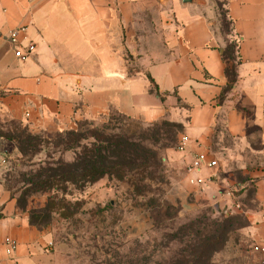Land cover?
I'll return each instance as SVG.
<instances>
[{"label": "crops", "instance_id": "obj_1", "mask_svg": "<svg viewBox=\"0 0 264 264\" xmlns=\"http://www.w3.org/2000/svg\"><path fill=\"white\" fill-rule=\"evenodd\" d=\"M221 6L241 59L237 83L223 100L222 53L232 38L218 32ZM19 28L21 45L36 48L21 60L0 40V116L49 139L111 113L183 124L185 147L169 149L166 160L172 185L164 201L174 208L194 209L192 194L216 187L229 165L264 163V0H0V36ZM129 54L141 68L134 76ZM145 106L156 119L146 118ZM8 143L0 146L14 149ZM206 151L220 168L189 173ZM253 176L256 206L243 232L264 247V167ZM110 190L107 179L93 186L96 194ZM12 200L0 180V264H71ZM7 240L16 242L15 251Z\"/></svg>", "mask_w": 264, "mask_h": 264}, {"label": "trees", "instance_id": "obj_2", "mask_svg": "<svg viewBox=\"0 0 264 264\" xmlns=\"http://www.w3.org/2000/svg\"><path fill=\"white\" fill-rule=\"evenodd\" d=\"M225 18L221 33L232 39L222 53L228 85L221 94V100L234 89L241 64L240 40L233 36L227 14ZM115 115L123 116L111 113L102 117L100 120L104 123L97 127L90 120H84L76 129L60 132L51 139L32 131L28 125L8 119L11 129L7 133L0 132V138L15 145L18 160L27 169L7 180L5 189L12 199H15L13 191H18L26 206L33 197L49 196L38 216H35L36 211L30 214L31 225L45 230L43 225L52 219L56 209L71 210L72 203L67 201L68 197H74L104 179L109 184L113 181L127 184L140 197L153 192L156 197L149 201L151 208L161 202L172 185L171 182L168 189H164L165 177L162 174L169 172V179H172V172L166 169L167 161L160 151L173 148L176 143L171 136L174 133L178 138L185 126L169 122L166 118L147 123L126 116H123L125 123L113 124ZM74 206L81 208L79 202ZM21 212L26 213V210L21 208ZM242 220L232 216L212 219L206 214L190 220L168 237L169 242L183 247L165 264H218L216 258L228 246L230 235L250 225V222H244L248 221L247 218ZM255 257L260 264L259 258Z\"/></svg>", "mask_w": 264, "mask_h": 264}, {"label": "rangeland", "instance_id": "obj_3", "mask_svg": "<svg viewBox=\"0 0 264 264\" xmlns=\"http://www.w3.org/2000/svg\"><path fill=\"white\" fill-rule=\"evenodd\" d=\"M221 17L218 32H221L223 19L226 20L223 6ZM127 61L129 74L134 76L141 71L134 55L129 54ZM113 117V124L124 120L123 116ZM167 121L172 122L169 119ZM89 122H93L96 127L104 123L100 118L90 119ZM10 129L9 120L0 116V132L7 133ZM181 135L176 138L173 133L171 138L176 144L170 149L179 147ZM1 140L6 139L0 138ZM8 145H12L14 149L0 146V180L4 188L7 180L27 169L18 160L19 153L15 145L12 142ZM254 146L260 148V143H254ZM168 150L163 149L160 155L169 161ZM257 162L241 167L231 164L222 175L217 171L219 178L213 181L216 187L207 185L189 198L196 206L194 209L165 205V196L156 207L151 208L149 201L156 197L153 192L140 197L127 184L113 181L109 184L113 190L108 192L96 194L92 185L84 192L68 197L67 201L72 203L71 210L56 209L52 219L43 227L52 236L57 250L69 256L71 264H165L183 247L169 242L168 237L190 220L204 214L212 219L222 220L229 216L240 217L242 222V219H248V212L256 206L254 190L257 178L253 174L264 167V163ZM166 169L169 170L168 165ZM162 175L165 177L163 187L166 190L172 179H169V172H163ZM218 186L222 187L217 188ZM13 192L15 210L21 211L23 208L29 216L33 211L38 216L39 210L45 208L48 202L49 196L39 195L29 199L26 206L18 191ZM78 202L81 204L80 209L74 206ZM244 222L249 224V219ZM137 224L144 225L141 232L137 231ZM243 230H235L230 235L228 246L216 258L218 264H259L253 253V241Z\"/></svg>", "mask_w": 264, "mask_h": 264}, {"label": "built area", "instance_id": "obj_4", "mask_svg": "<svg viewBox=\"0 0 264 264\" xmlns=\"http://www.w3.org/2000/svg\"><path fill=\"white\" fill-rule=\"evenodd\" d=\"M25 29L19 28L13 30L8 36L1 37L0 40H3L9 43L13 49L15 50V55L17 58L21 60L28 59L35 51V45L33 43L28 44L27 46L23 47L21 45V37L24 35ZM187 139H183L180 142L179 149L183 150ZM203 168L214 169L218 170L220 168V163L211 156V153L206 151L199 153L194 160L193 165L188 170L189 173L197 172L202 170ZM7 246L9 247L10 251H15L17 249V244L13 240H7ZM253 253L259 258L260 264H264V247L262 245H254Z\"/></svg>", "mask_w": 264, "mask_h": 264}, {"label": "clouds", "instance_id": "obj_5", "mask_svg": "<svg viewBox=\"0 0 264 264\" xmlns=\"http://www.w3.org/2000/svg\"><path fill=\"white\" fill-rule=\"evenodd\" d=\"M143 112L145 113L146 115V118L148 120H153V119H156L157 117V114L154 113L149 107L145 106V108L143 109Z\"/></svg>", "mask_w": 264, "mask_h": 264}, {"label": "water", "instance_id": "obj_6", "mask_svg": "<svg viewBox=\"0 0 264 264\" xmlns=\"http://www.w3.org/2000/svg\"><path fill=\"white\" fill-rule=\"evenodd\" d=\"M113 203V202H112Z\"/></svg>", "mask_w": 264, "mask_h": 264}]
</instances>
